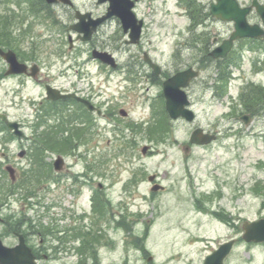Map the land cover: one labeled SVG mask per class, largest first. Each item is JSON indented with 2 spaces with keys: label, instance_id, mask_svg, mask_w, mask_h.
I'll use <instances>...</instances> for the list:
<instances>
[{
  "label": "rangeland",
  "instance_id": "obj_1",
  "mask_svg": "<svg viewBox=\"0 0 264 264\" xmlns=\"http://www.w3.org/2000/svg\"><path fill=\"white\" fill-rule=\"evenodd\" d=\"M251 1L239 0L244 4H250ZM74 2L78 8L95 13L104 9L98 5V0ZM198 2L210 8L216 0ZM30 3L31 0H0V29L3 23H9L15 47L21 51L35 49L33 60L27 62L31 64L36 61L42 67L43 78L53 85L68 87L70 81L79 82L85 87L99 89L103 93L99 98L101 100L113 98L108 97L110 92L118 94L114 102L132 110V117L122 118L120 124L140 122L151 118L156 112L150 99L136 98L132 101L126 94L119 95V91H126L130 85L128 80L131 75L127 69L111 74L107 66L92 58L93 47L114 52L123 62L129 59V50L139 54L143 48L155 47L157 51L154 54L166 70L174 63L190 65L197 60V52L193 48H181L179 44L173 43L175 39L183 40V37L186 39L184 42H187L193 34L189 30L191 20L188 12L177 0L140 2L138 13L147 17L149 30L144 42L138 47L124 43L123 32L117 22L105 26L91 43L76 41V34L68 29L73 21V16L69 17L68 7L54 5L53 8L34 11L33 14ZM49 13L51 17H48ZM257 15L250 16L249 21L264 26ZM23 21L26 33L21 31ZM205 23L206 31L216 33L217 30L220 38L229 35L234 27L233 22L219 21L213 17ZM3 32L5 36L2 38L7 39L9 31L6 29ZM70 32L75 41L74 53H70L68 48ZM0 46L5 49L9 47L6 43H0ZM175 50L179 51L178 58L174 57ZM250 52L247 51V54ZM69 64L75 66L66 75L63 69L68 68ZM6 67V62L0 57V112L6 113L11 120L22 121L30 134L40 131L33 126V121L37 118L35 109L47 107L40 103L44 94L41 85L18 76L2 78L1 73ZM237 69L235 65L230 67L233 73L227 92L221 98L217 95L214 65L200 72V76L187 88L196 120L192 123L184 119L172 121L175 139L167 143L157 146L156 141L149 139L148 130L144 127L135 137L134 144L128 141L134 138L130 129L124 130L125 135H118L115 128L110 127L100 136L92 129L89 139L78 145L88 147L91 151L88 155L84 153L76 156L77 168L86 172L88 162L90 164L93 160L96 169L94 185L102 183L105 187L98 188L109 195L114 210L126 214L121 220L115 219L118 220L115 223L124 224L125 217L130 222L129 225L126 223L124 229L115 227L114 252L111 254L114 264H186L190 258H193V264H198L200 256L197 254L209 251L206 244L223 243L231 239L236 241L226 264H264V242H248L242 237L245 221L264 217V118H256L250 125L239 119L235 109L241 83V79H234L239 73ZM161 78L165 79V76ZM142 86V93L153 98L160 92L158 85H150L147 81ZM48 119L50 124H56L61 120V115L54 113ZM196 127L217 133V139L208 145L191 144L190 136ZM4 130L0 122V138L4 136ZM0 141V152H5L7 157L12 158L11 161L15 160L27 169L26 159H15L18 144L14 141L5 144L7 140L4 138ZM34 141L25 137L23 142L30 146L29 143L32 145ZM144 145H150L155 152H148L144 156ZM187 145L190 146L189 152H185ZM0 160H4L1 154ZM1 167L4 169L0 162L1 178L5 179L7 174ZM154 173L159 176L158 182L165 189L151 190L148 175ZM135 176H138L137 183L131 182ZM48 182L51 184V181ZM51 185V201L47 203L50 211L56 213L59 208L53 207V201L59 204L60 189L53 183ZM39 209L37 207L35 212ZM54 246H58V241L51 238V247ZM177 252L185 255L182 260L176 261L177 257H173ZM150 256L152 260H149ZM49 264L61 263L56 258L51 259Z\"/></svg>",
  "mask_w": 264,
  "mask_h": 264
},
{
  "label": "flooded vegetation",
  "instance_id": "obj_2",
  "mask_svg": "<svg viewBox=\"0 0 264 264\" xmlns=\"http://www.w3.org/2000/svg\"><path fill=\"white\" fill-rule=\"evenodd\" d=\"M135 1L134 11L143 21L140 41L137 44H132L128 41L130 31L125 32L123 29L122 32L124 43L127 46L138 47L144 42V38L148 34L149 21L146 16L138 13V5L142 0ZM241 4L249 6V4ZM99 6L104 7L102 12L90 11L95 18L104 16L110 3L99 4ZM66 7L69 8V17H74L73 24L76 23V13L79 8L76 5ZM255 14L257 15L256 12L252 11L250 16ZM206 16L207 20L212 17L207 14ZM113 22H117L119 26L122 24L118 17H112L99 28L98 33ZM197 26L195 31L200 34L194 39L192 34L191 41L186 43V47H191L197 52V60L190 65L183 62L174 63L168 70L164 69V65L154 54L157 51L155 47L143 48L139 54L129 50V59L126 62L120 61L112 52L118 65L116 67L110 66L109 71L114 73L127 69L128 74H132L129 79L130 85L127 86L126 91L124 90L125 93L119 91V95L126 94L128 98H132V101L136 98H146L150 99L151 103L157 102L160 105L162 101L161 87L164 81L161 78L162 75L166 79L172 74L190 67L202 71L210 63H218L219 59L212 60L210 53L220 46L226 37L220 38L217 30L216 33L215 31L213 33L206 31L207 27L202 23ZM70 37L71 35H69V41ZM74 49L75 47L71 48L70 53H74ZM234 51L239 55L237 67L240 71V79H242V86L238 95V102L242 106L240 116L247 114L253 119L264 118V37L237 40L232 48V52ZM247 51L257 52V56L250 58ZM178 52V50L174 51L175 58H178ZM224 62L226 59L222 63ZM154 64L160 66L161 76L155 74ZM21 77L29 80L34 79L29 75H22ZM2 78L5 77L2 76ZM35 79L44 83L45 87L48 84L41 75ZM143 79L150 85L160 87V92L156 98L142 93L144 89L142 86ZM42 86L44 87V85ZM60 89L62 92L75 93L89 100L94 110L74 97L57 101L49 99L44 90V99L40 103L47 105L45 107L46 113L63 111L74 120L86 116L84 122L88 124L90 121L91 130L95 129L97 136L114 126L122 118L130 119L132 117L131 109L114 102V98L117 99L119 96L101 100L99 98L103 93L81 84H70L68 87H60ZM244 101L250 103L249 108H244ZM101 110L102 113L100 114L99 111ZM42 131L28 133L26 139H35L32 145L29 143L30 146L24 144L25 137L14 140L18 144L17 158L15 159H26L28 161L27 169L24 168L25 166H20L17 161L12 160L9 163L15 167V178L3 179L0 177V264L3 262H6L4 264H49L51 259L56 258L61 264H114L111 260V254L114 252L115 227L124 229L127 218L125 217L124 224L115 223L116 215L121 220L125 214L122 211L114 210L109 195L101 190L105 187L102 183L94 185L93 177L96 173L94 163H91L90 167L87 164L85 173L77 168L76 156L88 154L91 149L77 146V143L61 149L42 143L37 140V135L43 137L45 132ZM97 147L99 146L97 145ZM20 152H24V155L20 156ZM0 153L6 154L5 152ZM54 154L63 156L62 170L59 172L55 170L56 156H50ZM6 160H9V157ZM1 175L2 173H0ZM83 180H86V183ZM48 181L60 189L59 204L56 205L54 204L56 201H53V207L59 208V212L56 213L50 211V205L47 203L51 201L52 194L49 189L51 184ZM85 185L87 187L84 189ZM54 197L56 198V195H53ZM37 207L40 209L35 212ZM51 238L58 241L59 255H56L55 248L51 247ZM206 246H209L208 252L197 254L200 256L198 264H204L208 257L214 255L221 247V243H210ZM183 256L185 255L180 254V252L173 255V257H177L176 261L182 260ZM226 260L227 257L224 258L223 264H226ZM186 264H193V258H190Z\"/></svg>",
  "mask_w": 264,
  "mask_h": 264
},
{
  "label": "water",
  "instance_id": "obj_3",
  "mask_svg": "<svg viewBox=\"0 0 264 264\" xmlns=\"http://www.w3.org/2000/svg\"><path fill=\"white\" fill-rule=\"evenodd\" d=\"M49 3H54L59 0H47ZM65 2H69L70 0H61ZM107 0H99V3L105 2ZM111 6L109 8V12L107 16L92 20L89 22L85 21V17L89 16V14L80 15L81 21L74 26L80 32H84L85 36L84 40L90 39L94 31L97 29V26L106 18L117 15L122 21L125 30L129 27L132 28L131 32V42H138L141 33L142 21H138L136 15L132 12V7L134 6V1L132 0H110ZM253 6L256 7L258 12L262 15L264 20V4L258 2V0H254ZM252 6V7H253ZM249 8H241L237 0H217V3L212 5V14L218 18L223 20H233L235 21V30L231 34L230 38L224 42V44L214 50L212 55L214 57L226 56L230 51L232 44L235 39L245 36H254L260 37L264 35V31L260 28L259 25H250L247 22L246 16L249 11L252 9ZM139 22V23H138ZM0 55H2L6 61L9 63L10 69L7 71V74L12 73H25L28 71V66L25 63L19 62L16 53L13 50L4 51L0 48ZM94 55L96 57L101 58L104 62L110 63L115 66L114 58L108 52H100L95 51ZM38 67L35 65L32 67V75H36ZM159 73V70H156ZM198 72L193 69H188L186 71H181L164 83V94L166 97V106L170 116L174 119L179 117H184L187 121L191 122L195 119V113L192 109L188 107L190 101L188 99V95L183 87L189 85L190 80L198 76ZM58 90L52 87H48V93L50 98L57 99L60 97L58 94ZM0 116L7 122L9 128L14 130L15 133L22 135V132L18 129L19 124L16 122L9 121L7 116L4 114H0ZM245 123H250V118L247 116L242 117ZM216 138V135L205 133L202 128H197L191 134L190 141L196 144H208L212 142ZM148 147L143 148V152L146 153ZM188 151L189 148L187 147ZM62 161L59 158L56 161L57 169H60V162ZM7 170L10 172L11 176L14 175V168L11 166H7ZM155 178L154 175L150 176L149 179L153 181ZM161 185H154L152 190L157 191L160 189ZM243 239L248 242H264V217L254 220V221H245L243 224ZM235 240L232 239L230 241L224 242L221 247L215 252L214 255L208 257L205 264H223V259L230 253L233 248ZM6 262H3V264Z\"/></svg>",
  "mask_w": 264,
  "mask_h": 264
},
{
  "label": "trees",
  "instance_id": "obj_4",
  "mask_svg": "<svg viewBox=\"0 0 264 264\" xmlns=\"http://www.w3.org/2000/svg\"><path fill=\"white\" fill-rule=\"evenodd\" d=\"M192 3H195V1L193 0ZM31 9L33 11L39 10V8H37L36 5ZM4 24L5 23H3V25ZM6 29L9 31L10 34L7 37V39H4V38H2V36L3 37L5 36V33L3 31ZM11 32H13V31L10 30L9 26H5V25L2 26V28L0 29V43L1 44L6 43L10 47L13 46L14 41H13V37L11 35ZM219 78L222 81V85L219 87V95L223 96L226 94L227 89H228L227 84H228V80L230 78V71H226L224 74H220ZM170 132H171L170 119H169V117L163 115L161 117V119L159 120L158 124L149 129L148 137H149V139L156 141V143H159L160 141L166 140L168 135H170ZM145 236H146V233H145Z\"/></svg>",
  "mask_w": 264,
  "mask_h": 264
}]
</instances>
